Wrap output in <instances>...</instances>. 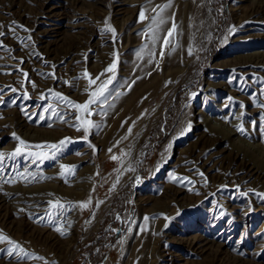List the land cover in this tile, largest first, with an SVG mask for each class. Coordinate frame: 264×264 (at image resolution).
<instances>
[{
    "label": "rangeland",
    "instance_id": "1",
    "mask_svg": "<svg viewBox=\"0 0 264 264\" xmlns=\"http://www.w3.org/2000/svg\"><path fill=\"white\" fill-rule=\"evenodd\" d=\"M169 3L162 12L157 7ZM7 7L14 13L5 12ZM169 9L178 15L177 30L161 58L167 29L160 33L151 18L159 12L169 22ZM142 10L146 19L140 21ZM253 10L262 14L248 20ZM0 17L11 19V28H16L0 36V89L5 101H16L15 106L0 105V152L7 156L18 146L13 132L31 145L56 143L65 137L72 140L55 159L32 163L27 151L36 149L30 148L0 165V194L10 192V202L0 204V216L13 221L16 212L23 213L21 206H31V199L43 202L36 207L39 216L24 221L25 232L11 231L0 220V233L28 253L25 257L17 249L10 258L0 252V264H50V260L51 264H264V193L258 180H248L243 187L233 181L220 186L213 180L219 169L208 176L190 170L195 178L204 179L201 188L210 189L203 196L196 189L199 183L185 169L198 156L202 159L198 166H203V161L216 155L221 171L236 162L264 173V0H0ZM15 20L17 26L12 23ZM109 27L115 29V36ZM47 31L52 32L45 40L51 55L41 54L30 64L4 41L7 37L12 44L26 46L34 35ZM153 33L159 37L155 44ZM154 48L156 55H152ZM73 51L83 58H65ZM251 58L263 65L254 66ZM113 61L117 69L106 93L107 103L92 106L97 114L90 119L100 127L90 129L84 140L83 130L73 126L79 124L74 119L79 113L58 102L49 90L84 103L112 73L89 87L83 72L96 78ZM40 67L48 70V81L54 82L48 89L37 85L45 75ZM57 78L71 82L75 92L69 94L57 86ZM25 91L29 99L23 98ZM132 94L134 99L137 96L135 102L118 111ZM48 105L57 108L68 123L45 113ZM40 116L48 118L40 120ZM114 117L117 122L120 119L117 125ZM18 120H26L31 131L18 129ZM240 126L244 132L237 130ZM213 163L206 166L214 168ZM61 164L76 166L74 174L61 177ZM173 176L187 177L191 183H177ZM8 179L16 182L5 183ZM48 186L63 193L70 190V197L46 191ZM179 190L184 192L177 195ZM89 199L88 208L79 207ZM48 201H60L66 209L63 216ZM37 220L40 226H31ZM43 221L52 224L53 231L59 227L69 233L70 228L72 234L39 237ZM203 239H214L215 246L204 248ZM190 243H194L191 249ZM9 247L7 241L0 242V249Z\"/></svg>",
    "mask_w": 264,
    "mask_h": 264
},
{
    "label": "bare ground",
    "instance_id": "2",
    "mask_svg": "<svg viewBox=\"0 0 264 264\" xmlns=\"http://www.w3.org/2000/svg\"><path fill=\"white\" fill-rule=\"evenodd\" d=\"M46 1H53V0H45V2ZM55 1V0H54ZM42 2V1H41ZM43 3V2H42ZM262 3V2H261ZM12 4V3H11ZM46 4V3H45ZM45 4L44 5H42V7H41V11H44V7H45ZM123 4V3H122ZM178 5V4H177ZM10 7H13V6H11L10 5ZM175 7V6H174ZM176 8V7H175ZM53 10H54V8H53ZM5 12H7L8 14H11L12 13V11H10V9H9V7H7L6 9H5ZM50 12H52V11H50ZM262 11H259V10H253V11H251L250 12V14H249V18H248V20H250L251 19V16H254V15H259V14H262L261 13ZM14 13V12H13ZM12 13V14H13ZM41 13V12H40ZM19 15H21V14H19ZM167 15L170 17V19H169V22H167V23H164L163 25H161L160 27H159V29H161V30H163V31H161V30H158V31H160V33L162 32H164L166 29L168 30V29H170L171 27H172V24H173V22L175 23V25H176V21H177V13H176V10L174 9V10H172V9H169V10H167ZM24 16V15H23ZM26 16V15H25ZM50 16V15H49ZM28 17V16H27ZM1 18V17H0ZM21 18H22V16H21ZM27 20H29V19H27ZM27 20L25 21V22H27ZM246 20V19H245ZM17 20H15V22H16ZM11 19H7V18H4V19H1L0 20V32H4L5 33V35L7 34V32L10 30V29H16V28H11L12 26H11ZM246 22V21H245ZM29 23V22H28ZM21 24H23L22 22H21ZM181 24V23H180ZM15 26H17L16 24H15ZM19 29V28H18ZM17 29V30H18ZM176 28H175V30H174V32H176ZM11 31V30H10ZM21 31V30H20ZM18 32H19V30H18ZM181 32V31H180ZM26 33V32H25ZM24 33V34H25ZM30 33V32H29ZM40 33V32H39ZM43 33V32H42ZM11 34V33H10ZM36 34V33H35ZM50 34H52V32L51 31H47L46 33H43V34H38V36L36 37L35 35H34V39L32 40V42H30V43H28L29 45H32V47H28L27 45L26 46H24V44H22L23 46H20V44H19V42L18 43H16V44H12L11 43V41L6 37L5 38V42H8V44L10 45H14L13 46V52L15 53V54H18L19 53V55L18 56H20L21 58V60H24L25 62H32V61H34V59L35 60H37V59H39V55H45V54H50L51 53V48H50V46H48L49 44H47V41H45L48 37H50ZM4 35V36H5ZM26 35V34H25ZM28 35V34H27ZM26 35V36H27ZM33 35V34H32ZM99 36H101V35H99ZM3 37V36H2ZM12 37H14V36H12ZM16 37V36H15ZM12 39V38H11ZM3 40V39H2ZM24 40V39H23ZM22 40V41H23ZM104 39L102 38V40H100V41H103ZM17 41V40H16ZM175 41V40H174ZM3 42V41H2ZM2 42H0V43H2ZM14 43V42H13ZM51 45V44H50ZM180 46V45H179ZM182 46V45H181ZM184 47V46H183ZM10 49V48H9ZM157 49H158V47H157ZM156 49V50H157ZM181 49H183L182 47H181ZM155 51V48L153 49V52L152 53H156V51ZM182 52H183V50H181ZM74 52V51H73ZM77 52V51H76ZM82 52H83V50H82ZM182 52H180V53H182ZM159 53V52H158ZM67 54V53H66ZM51 55V54H50ZM81 54H76L75 52H74V54H71V55H68L67 57H65V58H83L82 56H80ZM83 55V54H82ZM156 55V54H155ZM150 56H152V55H150ZM182 56H184V55H182ZM47 58V57H46ZM50 58V57H49ZM59 58H60V56H59ZM58 58V59H59ZM63 58V57H62ZM150 58H152V57H150ZM154 58V57H153ZM55 59V58H54ZM252 59V64L254 65H263V64H261V62L259 61H255V60H253V58H251ZM51 60H52V58H51ZM77 60V59H76ZM149 60V59H148ZM44 61V60H43ZM59 61V60H58ZM152 61V60H151ZM48 63H49V61H47ZM56 62V61H55ZM60 62V61H59ZM64 62H66V61H64ZM70 62V61H69ZM75 62V61H74ZM29 63V64H30ZM46 63V62H45ZM76 63V62H75ZM241 63V62H240ZM54 64V63H53ZM148 64V63H147ZM74 65V64H73ZM254 65V66H255ZM264 66V65H263ZM36 69V68H35ZM40 69H41V67H40ZM56 69H57V67H56ZM72 69V68H71ZM81 69V68H80ZM33 70V69H32ZM42 71H40V72H45V75L44 76H42V78H40V80L38 81V83H37V85H38V87H39V89H48V87H50L51 85H52V83H54V82H49L48 81V77H47V73H48V70H46V69H41ZM51 71V70H50ZM67 72V71H66ZM73 72H74V70H73ZM80 73V72H79ZM40 74V73H39ZM73 75V74H72ZM76 75V74H75ZM40 77V76H39ZM53 77V76H52ZM52 77H51V79H52ZM59 78V77H58ZM56 79V81H55V83H57V86H59V87H61V88H64V91L65 92H68L69 94H72L73 92H75V89H74V86H73V84H72V86L70 87V86H68V85H63L64 83H62V79L61 80H59V79ZM54 79H55V76H54ZM53 79V80H54ZM51 81V80H50ZM62 85H63V87H62ZM30 86V85H29ZM136 86V85H135ZM212 86V85H211ZM53 88V87H52ZM78 88V87H77ZM38 89V88H37ZM77 90V89H76ZM133 91H135V90H133ZM259 91V90H258ZM78 92V91H77ZM134 93V92H133ZM75 94V93H74ZM77 94V93H76ZM79 94V93H78ZM82 97V96H81ZM134 97H135V94H132V95H129V97L128 98H126V100L125 101H123V102H121L120 104H121V108L118 110V111H120V110H122L123 108H126L127 106H129L130 104H131V102H132V100L134 99ZM136 98H137V96H136ZM135 98V99H136ZM135 99H134V101L133 102H135ZM59 102V101H58ZM133 102H132V104H133ZM59 104V103H58ZM63 106V105H62ZM62 109V108H61ZM60 110V109H59ZM66 110V109H65ZM127 111V110H126ZM117 112V111H116ZM121 114V113H120ZM119 115V114H118ZM122 116V115H121ZM116 117H114V118H112V120L113 119H115ZM121 118V117H120ZM69 121V120H68ZM119 121H120V119H119ZM118 121V122H119ZM113 122H116L115 124L117 125V121H116V119L113 121ZM28 122L26 121V120H18L17 122H16V127L18 128V129H20L21 131H27V132H29V131H31V127H29V125L27 124ZM61 123V122H60ZM63 123V122H62ZM111 124H112V122H110ZM14 124V123H13ZM58 126H62V125H58ZM64 126V125H63ZM110 127H111V125H110ZM212 131H215V132H220L219 130H217L216 128H214V129H212ZM233 132H234V134L236 135V136H239V132L237 131V130H232ZM227 132V134H230L231 133V129H230V131H226ZM232 132V133H233ZM225 135V134H224ZM242 151V150H241ZM240 150H238V152L240 153L241 152ZM242 153V152H241ZM238 155V154H237ZM236 155V156H237ZM198 156V155H197ZM216 156V155H215ZM215 156H212V157H210L208 160L209 161H212V163H213V161H214V165H213V167L214 168H211V167H208V166H206L207 165V163H209V161L208 162H205V161H203L204 162V165L201 167V166H198V164L199 163H197L199 160H200V156H198L196 159H194L193 160V163L191 164V165H187V167L185 168L188 172L187 173H190V175L191 176H193L195 173H193V172H190V170H198L196 173L198 174V176H200L199 175V173H203V175L204 176H206V174L208 173V172H211V170H214V169H219L220 171H219V173L218 174H216L215 176H214V178L215 179H213V180H215V182H216V185H219L220 184V186H223V185H225L227 182H230V181H233V182H235L236 183V185L237 186H240V187H243L244 186V184L246 183V181H250V180H252V179H257L258 180V182L261 184V186L263 187V193H264V173H262V171H260V169L259 168H257V167H252V166H248V165H245V163H243V164H237L236 162H232L229 166H226V167H228V169L227 170H225V171H221V166H220V163H221V161H220V159L218 160L217 159V157H215ZM215 159H216V161H215ZM253 159H255V158H253ZM202 160V159H201ZM200 160V161H201ZM189 162V161H188ZM223 162V161H222ZM218 166H219V168H218ZM206 168H207V171H206ZM125 169V165H123V170ZM184 171V170H183ZM120 172H123V171H120ZM207 176H208V174H207ZM192 179H194L196 182H198L199 183V185H200V187H196V189L197 190H199L202 194H203V196H205V195H207V193L208 192H210V189L209 188H201V186H203L202 184L203 183H201V181L203 180L204 181V179H201V178H199V177H197V178H195L194 176H193V178ZM202 181V182H203ZM214 182V183H215ZM205 183V182H204ZM214 185V184H213ZM220 186H219V188H220ZM211 187V186H210ZM218 188V189H219ZM224 188V187H223ZM245 188V187H244ZM44 189V188H43ZM48 190L49 189V191H51L52 193H58L59 195H62V194H66V195H69V197H70V190H68V192H65V193H63L62 191H59V190H57L56 188H55V186L54 187H45V190ZM215 189V188H214ZM262 189V188H261ZM46 190V191H47ZM62 190V189H61ZM67 190V189H66ZM217 191V190H216ZM216 191H214V192H216ZM184 191H181V190H179V191H177V195H180V194H182ZM187 192V191H186ZM170 193V192H169ZM190 193V192H189ZM7 194H10V192H7ZM7 194L5 195H2V194H0V204H2V205H6L7 203H8V198H7ZM174 194V193H173ZM176 194V193H175ZM39 195V194H38ZM211 195V194H210ZM74 196V195H73ZM188 196V195H187ZM202 197V196H201ZM200 197V198H201ZM24 198H26V197H24ZM33 198V197H32ZM173 198H174V196H173ZM199 198V199H200ZM264 198V197H263ZM26 199H28V198H26ZM170 200V199H169ZM17 201V200H16ZM10 202V201H9ZM19 203H20V201H19ZM42 200L41 199H39L38 197L37 198H35V199H31L30 200V205L31 206H29V207H27V208H25V207H23V206H21V208H23L24 210H23V213L22 214H18L17 212L15 213V215H18V217L15 219V220H10L9 221V219H8V216H5V215H2L1 214V216H0V220H1V222H2V224H3V226H9V230H11V231H18V232H25L26 231V227H24V225H26L25 224V220L26 219H29V220H31V215H33V218H36L37 216H39V215H37V214H39V213H37L38 212V210L36 209V207H40L41 205H42ZM18 207H20V205L18 206ZM234 209V208H233ZM238 209H240V208H238ZM238 209H234V211H237ZM35 214V215H34ZM244 214H246V213H244ZM41 215H42V213H41ZM242 215V214H241ZM239 216V220L240 221H242L243 219H244V215H242V216ZM38 219V218H37ZM45 219V218H44ZM50 219V218H49ZM17 220V221H16ZM16 222L18 223V225H16ZM27 222V221H26ZM39 222V220H37V221H35L34 223H33V225H32V223H31V226H36L37 224L40 226V223H38ZM52 223V222H51ZM30 223H28V225H29ZM23 225V226H22ZM44 225V226H43ZM43 225H41V226H43V229H41V232H40V235H39V237H42V236H48L49 238H52V237H55V238H60L61 236H66V235H69L71 232H72V230L70 229V228H68L69 229V231H71V232H69V233H65V235H61L60 234V232H58V231H53L54 229H53V227H51L50 225H52V224H44V221H43ZM45 225H46V227H45ZM36 228H38L39 229V227L37 226ZM51 231H53L54 233H51ZM64 231V230H63ZM66 231V230H65ZM64 231V232H65ZM72 234V233H71ZM12 235V234H11ZM20 236V235H19ZM23 236V235H22ZM72 238H73V236H71ZM54 239V238H53ZM40 240V239H39ZM51 240V239H50ZM71 240V239H70ZM69 240V241H70ZM55 241V240H54ZM59 241V240H58ZM202 242H204L203 244H202V246L205 248V247H210V246H215L214 245V239L213 240H207V239H203L202 240ZM191 245H189L188 247L191 249V248H193L194 246V243H190ZM201 247V246H200ZM221 247V246H220ZM210 249V248H209ZM210 251V250H209ZM220 252V251H219ZM54 263V262H53ZM50 264H51V260H50Z\"/></svg>",
    "mask_w": 264,
    "mask_h": 264
},
{
    "label": "snow or ice",
    "instance_id": "3",
    "mask_svg": "<svg viewBox=\"0 0 264 264\" xmlns=\"http://www.w3.org/2000/svg\"><path fill=\"white\" fill-rule=\"evenodd\" d=\"M157 7H159L161 9V12H162L164 10V8L170 7V3L165 4L163 6H157ZM152 10L154 12L156 11L155 8H153ZM144 19H146V16H145V12L142 10L139 13V20L143 21ZM151 19H152V24L157 25V30L159 29L160 25H163L164 23H166L165 20L160 18L159 12L156 14V16H153ZM12 23L15 24L16 22L13 21ZM105 23H107V21H105ZM20 27H23V26H20ZM150 28H151V25H150ZM175 28H176V25L173 22L172 27L167 30V35L163 37L162 45H161V51L159 53L161 58H163V56H164V48H166L169 45V38L173 35ZM107 30L111 31L113 33V36H115V29L114 28L109 27ZM25 31H28V30L25 29ZM4 35H5L4 32H0V36H4ZM29 39H31V37H29ZM157 39H159V37H157L155 35V33H153L152 41L154 44H155ZM2 47H3V45H0V48H2ZM174 50L175 49H173V51ZM141 51H143V49H141ZM191 54H192L191 50H189V55H191ZM152 55H155V54L152 53ZM116 69H117V63L115 61H113L96 78H92L86 70L83 72V77L88 80L89 87H91L92 85H96L97 81L100 80L101 76H105L107 73H112L111 77L104 79L98 85V87L90 93L89 99L86 100L84 103L74 102L71 99H69L67 96H64L60 92L52 91L51 89L49 90L51 95L57 101H59L61 104L65 105L67 108L74 109V110H76V112L79 113L78 115H74V119L76 121H79V124H74L73 126L76 127L77 131L83 130V132L85 133V136L83 137L84 140H87V134L89 133L90 129L100 127V125L95 124L93 122V120L90 119V117H92L94 114H97V113H95V110L92 108V106L93 105L100 106V105L107 103L106 93L109 91V85H111L115 79ZM23 75L25 77L28 76L27 73H23ZM49 75L54 76V73H51ZM77 79H79V77H77ZM29 82L32 84L33 88L36 87L34 82H31V81H29ZM64 83L70 87L72 86L71 82H69V81H64ZM133 83H134V81H133ZM10 90L12 92L17 91V89H15V88H11ZM86 91H87V89H86ZM193 96H195V93L193 94ZM23 98L24 99L30 98L26 91L23 94ZM40 98L42 100L46 99V97L43 94H41ZM231 99L232 98L230 97L229 100H231ZM5 104H7L8 106H15L16 101L15 100L5 101L3 99V89H0V105H5ZM109 107H111V105H109ZM21 110L24 111V109H21ZM44 112L45 113L51 112L52 116L57 117L61 122L68 123V120L66 119V117L64 115H61L60 112L57 110V108L52 107V105H48V107L44 108ZM104 114L106 115L107 113L105 112ZM25 115H27V113H25ZM2 118L3 117L0 116V119H2ZM47 118L48 117H46V116H40L39 117L40 120H45ZM29 119H32V118L29 117ZM49 126H51V125H49ZM190 127H191V125L189 124L188 129H190ZM188 129H185L184 131H182L181 135H184ZM237 130L240 132L245 131L242 126L238 127ZM129 132H131V128H129ZM11 136L14 140L18 141L19 144L12 152L8 153L7 156H5V154L3 152H0V165H3L6 159L15 160L17 157H20L22 154H24L26 152V150H28L30 148L36 149V151H27V156L32 158L31 162L36 163L37 161H40L42 163L44 160H47L50 158L55 159L58 152L62 151L67 146V144L72 143L71 138L65 137L56 143L44 142V143H40V144L31 145L28 142H26L25 140L21 139L15 132H13L11 134ZM169 147H171V145H169ZM44 148L52 149L53 151H51L50 153L42 151L41 149H44ZM109 151H111V149H109ZM111 158L113 160L117 159L116 156H112ZM75 167L76 166H74V165L69 166V165L61 164L60 165V168H61L60 176L67 179L66 173L68 175L74 174ZM0 171H2V169H0ZM199 175L202 176L203 173H199ZM172 179L177 183H183L184 181L191 183V180H189L187 177L178 178V177L173 176ZM4 182L11 184V183H15L16 181H15V179H8ZM113 187H115V186H113ZM242 194L246 195V193H242ZM47 203L53 209H57V215L58 216H63V213H64V211H66V209H65V206L62 203H60V201H55V202L48 201ZM89 204H91L90 199L87 202H80L79 207L80 208H88ZM70 207H75V205H70ZM21 211H22V209H21ZM224 214L225 213H221V215H224ZM49 215H51V214H49ZM41 219H43V218H41ZM144 219H145V221H147L149 218L145 217ZM56 231L60 232L61 235H65V232L61 231V228H59V227L56 228ZM3 241H7V243L9 245H11V247H9L7 249H0V252L6 253L11 258L13 256L14 252H16V250L18 249L19 253H23L25 257L28 256V253L25 252V250L18 243H16L15 241L11 240L7 236H4L2 233H0V242H3ZM19 253H16V254L19 255ZM36 258L42 259L41 257H36Z\"/></svg>",
    "mask_w": 264,
    "mask_h": 264
}]
</instances>
